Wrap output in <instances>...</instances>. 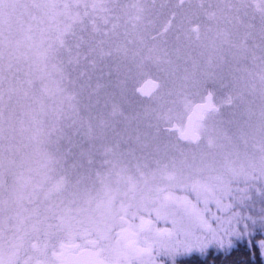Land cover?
<instances>
[{
    "label": "rangeland",
    "instance_id": "rangeland-1",
    "mask_svg": "<svg viewBox=\"0 0 264 264\" xmlns=\"http://www.w3.org/2000/svg\"><path fill=\"white\" fill-rule=\"evenodd\" d=\"M146 1L0 0V38L25 41L31 28V35L38 40L42 28L70 25L65 34L70 51H61L58 62L62 71L53 73L51 86L55 94L42 96L40 90L37 92L39 80L33 78L32 87L18 85L7 102L4 116L10 114L11 118H0V154L9 146L14 150L19 148L17 159L23 158L26 172L30 167H37L39 160L36 145L30 139L33 117L45 129L55 125L57 138L46 143L44 150L64 155L62 162L49 173L50 182L66 177L64 197H69L74 190L79 174L100 166L108 149L128 162L129 174L141 188L145 185L136 170L137 161L147 164L144 170L150 174L157 160L169 163L175 160L179 165L185 158L189 162L194 158L195 168L183 171L191 172L201 181H210L214 175L225 172L226 158L244 165L260 161V146L264 143V10L256 4L246 5L245 0H164L167 4L188 5L182 7L180 23L176 26L174 22L172 26L173 22H161L163 5L156 6L158 1L151 0L154 7L149 9ZM256 2L261 4L259 0ZM40 3L55 6L48 10L51 19L33 7ZM191 12L200 13L201 22L194 21L196 16L192 20L186 18ZM178 27L179 31H173ZM83 31L84 41H93L100 49L95 70L100 81V78L109 79L128 87L137 81L135 93L144 78L159 81V88L148 99L131 97L132 106H147L152 112L151 119L143 123L129 121L122 127L115 121L116 129L111 130L100 127L87 114L81 121L70 118V102L77 96L78 87L72 85L66 61L81 52L80 46L69 41L80 38L82 45ZM108 87L105 83L96 88L84 86L88 96L97 95L100 101L106 94L110 95ZM208 90L213 93L217 108L206 113L201 121L199 142L191 146L177 141V135L163 127L173 121L183 126L191 106L202 101ZM41 101L47 105L45 113L39 110ZM36 102L38 106L33 111ZM89 158L93 160L92 165L88 163ZM8 180L11 183L12 178ZM250 184L253 185L251 193L256 196L259 181L253 180ZM175 192L191 194L182 188H176ZM33 206L26 205L29 209ZM14 210L15 205H11L8 214ZM14 232V228L5 230L0 235V244L6 246L14 238Z\"/></svg>",
    "mask_w": 264,
    "mask_h": 264
},
{
    "label": "snow or ice",
    "instance_id": "snow-or-ice-1",
    "mask_svg": "<svg viewBox=\"0 0 264 264\" xmlns=\"http://www.w3.org/2000/svg\"><path fill=\"white\" fill-rule=\"evenodd\" d=\"M33 7L51 19L48 10L55 6ZM69 28L49 25L38 40L31 28L25 41L0 38V118H11L4 116L7 102L18 85L32 87L33 78L39 80L42 96L55 94L53 73L62 71L61 51H70L65 39ZM215 108L210 92L187 124L176 129L180 139L198 143L203 115ZM39 110L47 111L42 101ZM33 122L30 139L39 154L37 167L24 170L19 148L9 146L0 154V235L15 229L14 238L0 244V264H178L181 255L197 256L195 264H250L257 250L264 256V143L259 163L226 158V171L210 181L185 174L183 169L195 168L194 158L179 165L157 160L150 174L144 170L148 165L137 161L144 188L129 174L128 162L108 149L100 166L79 174L74 190L64 197L66 177L49 178L64 155L44 150L57 138V129H45L35 116ZM253 180L259 181L256 196L250 190ZM176 188L191 194L177 195ZM11 205L15 210L8 214ZM241 240L246 243L238 250Z\"/></svg>",
    "mask_w": 264,
    "mask_h": 264
},
{
    "label": "trees",
    "instance_id": "trees-1",
    "mask_svg": "<svg viewBox=\"0 0 264 264\" xmlns=\"http://www.w3.org/2000/svg\"><path fill=\"white\" fill-rule=\"evenodd\" d=\"M147 1L148 2L150 1L152 4H154L153 1L151 0H147ZM147 1L146 4L149 9L150 6L154 7V5L156 6L163 5V9H162L163 19L161 20V22L163 23V20L164 22L166 21L168 23L173 22L171 23L172 26H174V22L176 23V26L177 23H180V19H182L183 17L181 15L183 13L182 7L183 6L188 7L186 3H184L182 6L180 5L178 6V3L167 4L164 0H161V2L159 0H154L158 2L154 5H151V3L149 2L150 3L149 4ZM259 1L261 4H258L256 0H245L244 3L246 5H249L250 7L255 6L256 4V7H258L260 10H264V0H259ZM179 16H181V18L177 19V17ZM195 16H196V20L194 19V21L196 23L201 22L199 20V16H201L200 13L198 14L195 12H191L186 18L192 20L193 17ZM257 16L258 13L256 14V17ZM87 30L90 31L91 28H88ZM173 31H179V27L173 29ZM84 36H85V32L83 31V38L81 40L82 45L80 43V38L75 37L72 38V41H69V43L71 42L75 43L77 47L80 46L79 47L80 50L82 48L81 52H79L77 56L73 54L71 58H69L66 61L71 74L70 77L73 79L72 85H74V88L78 87L77 96L72 98L70 102L71 105L70 118L71 117L78 118V121H81V117L87 114L91 120H93L94 118L97 121V124L99 122L100 127H107L111 130L116 129L115 121L119 123L122 127L123 125L125 126L129 121L142 122L143 120L145 121L151 119L152 112L150 110H147V106H143V107L132 106L133 104L131 103V97L132 98L134 97L135 99L138 100H145L149 98V97L146 98V97L138 96V94L133 92L134 86L136 85L135 83L137 81L131 87H128L125 84H118L109 79L103 80L102 78H100L101 81L98 79L99 75L98 76L95 75V70L96 67H98V63H99L98 56L100 49L96 45L97 43L93 41H90V43L89 41L88 42L84 41ZM67 80L70 81L69 78ZM103 83L109 85L108 88L110 91V95L106 94L107 96H105V98L102 101L97 100L98 98L97 95H93L94 97L88 96V92L84 88V86L89 87L93 85L96 88V86H99ZM39 90L40 87H38L37 92ZM85 98L87 99L84 100ZM92 98L94 102L92 101ZM36 106H38L37 102L35 103V105H33V111L36 108ZM104 121H106L105 124L106 126L103 125ZM69 128H67V133H70ZM173 133L176 136L175 131H173ZM177 141H179V139H177ZM182 142L185 144H189L191 146L196 145L188 141H182ZM88 143H90V140H88ZM245 243L246 242H240L238 246V250L243 249ZM213 252L215 251L213 250ZM197 259H198L197 256H182L181 258L178 259V264H195V261ZM250 264H264V256H261L259 251L257 250L255 255L250 256Z\"/></svg>",
    "mask_w": 264,
    "mask_h": 264
},
{
    "label": "water",
    "instance_id": "water-1",
    "mask_svg": "<svg viewBox=\"0 0 264 264\" xmlns=\"http://www.w3.org/2000/svg\"><path fill=\"white\" fill-rule=\"evenodd\" d=\"M159 88V81L152 78V77H146L144 78L135 88V91L136 93L141 96V97H150L154 92L157 91V89ZM211 91L208 90L207 93L205 94L204 96V99L202 101H197L195 102L189 112L187 113V115L185 116V119H184V122H183V126H185L189 120L190 117H193L194 114L196 113L197 111V108L199 105H201L202 103H204L206 101V98L208 96V94L210 93ZM212 93V92H211ZM211 111V110H210ZM209 112V111H207ZM205 118V114L203 115V119L204 120ZM183 126H180L179 124H177L175 121L172 122V124L170 126H167V128L171 131H175L176 132V135H177V138L181 141H185V140H182L180 139L176 129L177 128H180V127H183ZM200 138H201V135H200Z\"/></svg>",
    "mask_w": 264,
    "mask_h": 264
},
{
    "label": "flooded vegetation",
    "instance_id": "flooded-vegetation-1",
    "mask_svg": "<svg viewBox=\"0 0 264 264\" xmlns=\"http://www.w3.org/2000/svg\"><path fill=\"white\" fill-rule=\"evenodd\" d=\"M216 108H217V107H216ZM216 108H215V109H216ZM205 115H206V113H205ZM166 128H167V127H166ZM167 129H168V128H167ZM168 130H169V129H168ZM175 133H176V132H175Z\"/></svg>",
    "mask_w": 264,
    "mask_h": 264
}]
</instances>
